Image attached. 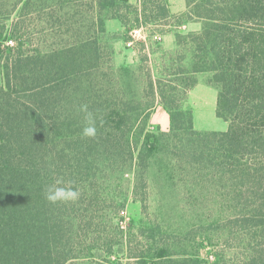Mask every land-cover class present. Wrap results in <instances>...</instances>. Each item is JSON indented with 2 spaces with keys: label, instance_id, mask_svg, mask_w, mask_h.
Returning a JSON list of instances; mask_svg holds the SVG:
<instances>
[{
  "label": "trees",
  "instance_id": "obj_1",
  "mask_svg": "<svg viewBox=\"0 0 264 264\" xmlns=\"http://www.w3.org/2000/svg\"><path fill=\"white\" fill-rule=\"evenodd\" d=\"M185 1L188 14L202 27L185 36L177 33L176 44L187 40L192 46L191 74L211 73L216 115L228 123L225 131L196 130L192 110L182 108L194 78L167 80L147 73L146 105L135 93L138 80L128 65L119 68L120 88L112 84L113 52L103 44L107 20L119 21L127 31L166 21L172 17L168 0H139L137 5L129 0H0V43L17 41L12 47L0 44V264H69L99 249L90 235L94 203L100 204L94 178L101 165L125 157L116 162L130 163L134 188L146 189L148 158L171 136L178 139V131L187 135L186 147L179 140L174 151L227 183L228 201L239 212L228 221L241 227L249 241L245 264H264V0ZM65 7L77 9L79 16L66 17ZM46 9L47 20L41 15ZM30 10L40 23L60 27L51 32L60 43L24 49L19 34ZM124 91L127 98L118 95ZM81 105L97 118L95 140L82 138ZM158 106L169 116L171 133L147 132L140 146L134 145L135 123ZM182 121L185 125H176ZM57 181L60 186L71 182L80 199L49 204L44 190ZM130 257L136 264L167 263L163 254Z\"/></svg>",
  "mask_w": 264,
  "mask_h": 264
},
{
  "label": "rangeland",
  "instance_id": "obj_2",
  "mask_svg": "<svg viewBox=\"0 0 264 264\" xmlns=\"http://www.w3.org/2000/svg\"><path fill=\"white\" fill-rule=\"evenodd\" d=\"M168 3L172 17L159 23H147L144 27L127 31L119 21L107 20L103 44L112 48L113 52L110 63L115 72L112 84L116 90L120 88L119 68L128 65L138 80L135 93L146 105L149 100L145 89L147 73L154 78L162 76L167 80L181 78L179 76L194 78L196 83L186 91L182 108L192 110L196 130L225 131L228 123L216 115L217 88L210 82L211 73L199 71L191 74L194 50L187 40L180 46L176 44L177 33L185 36L198 32L202 22L188 14L185 0L182 11H177L179 0H171V3L168 0ZM76 12L78 10L71 7H65L62 11L67 14L66 17L73 18L79 16L74 14ZM48 14L50 11L46 9L41 15L46 18ZM23 18L19 36L25 50H44L61 42V37H51V32L56 33L60 27H51L48 22L40 23L36 19V11L30 10ZM12 21L10 19L6 24ZM135 29H140V35H144V38L135 34ZM13 30L11 26L9 32L14 33ZM168 34L174 37L169 48L162 38ZM62 38L66 41L69 39L66 35ZM13 39L1 42V48L15 46L17 41ZM174 72L178 74L174 75ZM120 94L125 98L129 96L128 91ZM160 108L149 111L145 119L143 115L140 116L135 123L131 134L134 145L139 147L147 132L157 135L158 130L171 133L168 131L169 116ZM183 123L185 125V121H182V125L179 122L176 125L183 126ZM178 134V139L171 136L164 149L154 151L148 158V167L143 171L146 189L140 184L134 188L135 179L129 171L130 163L123 165L116 162L125 160V157L101 165L97 179L94 178V197L99 191L100 204L94 203L96 218L94 233L90 235L94 237V242L98 241L96 244L100 248H94L89 255L83 253L69 264H136L130 256L141 253L149 257L163 254L166 264H174L173 261L178 264L182 259H192L191 264H245V252L248 254L250 251L249 241L241 227L228 221L239 212L228 201L227 183L213 176L212 171L199 168L192 162L191 156L178 149L174 151V144L179 140H182L179 144L186 147L187 135L183 131H178ZM146 260L152 263L151 259Z\"/></svg>",
  "mask_w": 264,
  "mask_h": 264
},
{
  "label": "clouds",
  "instance_id": "obj_3",
  "mask_svg": "<svg viewBox=\"0 0 264 264\" xmlns=\"http://www.w3.org/2000/svg\"><path fill=\"white\" fill-rule=\"evenodd\" d=\"M84 116V127L82 129V138L95 140L97 137V118L89 111L87 105H81L78 109ZM101 126L103 122L101 121ZM61 181H57L56 185L49 186L44 190V198L49 204H74L76 203L82 193L74 189L71 182L66 186H60Z\"/></svg>",
  "mask_w": 264,
  "mask_h": 264
},
{
  "label": "crops",
  "instance_id": "obj_4",
  "mask_svg": "<svg viewBox=\"0 0 264 264\" xmlns=\"http://www.w3.org/2000/svg\"><path fill=\"white\" fill-rule=\"evenodd\" d=\"M129 1H130V3H135V4H137L139 2V0H129ZM169 2L171 3V0H169ZM179 3H180V7H179V9L177 11H182L183 8L185 7V6L183 7L184 0H179ZM195 29L197 30V28H195ZM162 38L166 42V45H167L168 48L172 46V43L174 41V37L173 36H171L170 34H168V35H166V37L163 36ZM157 108H159L161 110L160 106H158ZM162 111H164V110H162Z\"/></svg>",
  "mask_w": 264,
  "mask_h": 264
},
{
  "label": "built area",
  "instance_id": "obj_5",
  "mask_svg": "<svg viewBox=\"0 0 264 264\" xmlns=\"http://www.w3.org/2000/svg\"><path fill=\"white\" fill-rule=\"evenodd\" d=\"M134 32H135V34L138 33V34L140 35L141 30H140V29H135ZM140 36H141L142 38H144V35H140Z\"/></svg>",
  "mask_w": 264,
  "mask_h": 264
}]
</instances>
